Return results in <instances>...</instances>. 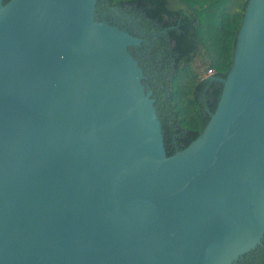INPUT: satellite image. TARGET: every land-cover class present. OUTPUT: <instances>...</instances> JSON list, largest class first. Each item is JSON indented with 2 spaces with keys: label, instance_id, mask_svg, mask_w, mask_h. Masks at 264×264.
I'll return each instance as SVG.
<instances>
[{
  "label": "water",
  "instance_id": "obj_1",
  "mask_svg": "<svg viewBox=\"0 0 264 264\" xmlns=\"http://www.w3.org/2000/svg\"><path fill=\"white\" fill-rule=\"evenodd\" d=\"M97 1L0 0V264H235L264 240V0L171 156L145 40Z\"/></svg>",
  "mask_w": 264,
  "mask_h": 264
},
{
  "label": "trees",
  "instance_id": "obj_2",
  "mask_svg": "<svg viewBox=\"0 0 264 264\" xmlns=\"http://www.w3.org/2000/svg\"><path fill=\"white\" fill-rule=\"evenodd\" d=\"M103 2L137 15L146 27L162 33L158 76L143 83L153 89L167 156L184 150L216 109L222 92L218 79L232 65L248 0H98L96 8ZM208 70L213 71L210 77ZM235 264H264V240Z\"/></svg>",
  "mask_w": 264,
  "mask_h": 264
},
{
  "label": "flooded vegetation",
  "instance_id": "obj_3",
  "mask_svg": "<svg viewBox=\"0 0 264 264\" xmlns=\"http://www.w3.org/2000/svg\"><path fill=\"white\" fill-rule=\"evenodd\" d=\"M96 18L126 30L135 37L144 39L145 43L141 45L139 50L131 48V53L143 68L145 80H151L158 76L159 67H156L155 64H158L162 57V50L159 49L158 45V37L162 34L161 32L146 27L137 15H131L119 8L110 7L105 2L102 3L100 9L96 8ZM146 87L153 91L150 86L146 85Z\"/></svg>",
  "mask_w": 264,
  "mask_h": 264
},
{
  "label": "built area",
  "instance_id": "obj_4",
  "mask_svg": "<svg viewBox=\"0 0 264 264\" xmlns=\"http://www.w3.org/2000/svg\"><path fill=\"white\" fill-rule=\"evenodd\" d=\"M212 74H213L212 70H208L207 73H206L207 76H211Z\"/></svg>",
  "mask_w": 264,
  "mask_h": 264
},
{
  "label": "rangeland",
  "instance_id": "obj_5",
  "mask_svg": "<svg viewBox=\"0 0 264 264\" xmlns=\"http://www.w3.org/2000/svg\"><path fill=\"white\" fill-rule=\"evenodd\" d=\"M200 72V71H199ZM202 73V72H201ZM202 76H203V74H202Z\"/></svg>",
  "mask_w": 264,
  "mask_h": 264
}]
</instances>
